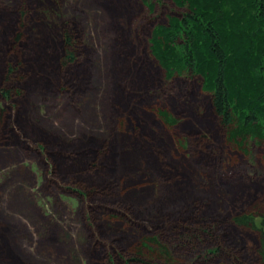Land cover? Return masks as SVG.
<instances>
[{
	"label": "rangeland",
	"instance_id": "rangeland-1",
	"mask_svg": "<svg viewBox=\"0 0 264 264\" xmlns=\"http://www.w3.org/2000/svg\"><path fill=\"white\" fill-rule=\"evenodd\" d=\"M105 1L0 0V42L6 45L12 60L21 62L22 76L28 81H37L42 62L48 61L44 55L40 58L37 54L51 47L46 39L37 41L35 37V30L42 25H55L64 32L67 29L77 40L78 52L91 50L88 53L91 57L90 80L84 91L76 92L70 85L62 90L59 82L55 91L49 92L39 86L37 89L29 87L24 97L17 98L13 92L8 98L2 92L5 79H0V264H106L100 250L101 242L112 241L104 233H99L102 232L100 224L93 217L91 208L93 198L80 195L77 190L87 187L74 185L70 177L59 172L56 153L61 147L58 143L51 145L50 141L69 142L82 136H92L98 138L94 141L101 147L106 139L121 138L119 122L124 120L123 129L134 136L132 140H126L127 144L136 146L141 142V136H146L150 129H161L160 122L149 111L150 106L156 107L165 102L167 96L173 93L187 95L190 87L193 96L189 99L198 109L190 111L182 104H173L179 123L174 129L163 131L166 137L163 136L169 138L164 141L168 148L167 163L161 158L163 163L160 164L163 175L158 174L155 167L152 168L156 171L155 181L160 196L170 197L184 190L191 192L188 201L199 202L196 204L205 209L201 218H206L196 222L189 220V226L193 227H206L210 223L206 216L210 207L233 215L264 205L263 150L252 144L247 155L226 144L224 128L198 81L187 78L182 82H170V85L161 80L164 82L162 85H152L156 95L150 106L144 104L149 111L146 114L142 109L137 111V107H132L124 94V89L136 91L145 87L147 90L150 85L145 86L146 82L139 72L136 73L135 66L124 63L121 71H114L116 43L121 45L124 41L133 59L141 53L145 54L144 57L147 56V61H150L148 65L152 64L150 70H156L145 45L150 29L156 23L165 21L168 7L163 5L165 2L160 4L158 0H148L153 2L150 7L142 0H112L107 7ZM45 4L49 5L45 11L46 24L38 18L39 9ZM17 8H21L22 14L6 13ZM127 26L129 32L121 33ZM47 28L45 31L49 32ZM19 32L21 39L16 41ZM52 44L53 48L48 50L57 57L62 45L57 44L56 47L55 43ZM7 61L10 62L9 59ZM4 65L5 60L0 59V74L6 69ZM116 75L122 79L119 80ZM41 86L45 87V83ZM157 94L163 95L162 98ZM31 126L34 131H30ZM125 146L117 145V149L122 150ZM120 150L114 151L113 158L119 162L115 167L117 170L109 173L112 176L124 173ZM146 168L139 171V179L141 174L150 171ZM169 183L175 191L169 189ZM186 197L184 194L182 199ZM189 203L185 202L184 208ZM176 216L174 219L177 220L184 217ZM218 219L224 222L222 217ZM137 220L153 230V223L140 216ZM158 223L164 225L163 221ZM221 227L213 234L219 241L229 240L230 231L223 225ZM240 234L244 238L250 236L252 244L256 245L252 233L241 230ZM96 240L102 241L95 243ZM228 243L229 247H235L232 242ZM196 256L198 254L194 260L190 258L192 261L183 264H213L212 261L217 260Z\"/></svg>",
	"mask_w": 264,
	"mask_h": 264
},
{
	"label": "trees",
	"instance_id": "trees-1",
	"mask_svg": "<svg viewBox=\"0 0 264 264\" xmlns=\"http://www.w3.org/2000/svg\"><path fill=\"white\" fill-rule=\"evenodd\" d=\"M111 1H105L107 7ZM147 1L142 0V3L146 2L152 7L153 2ZM158 1L168 6L165 21L156 23L150 29L145 45L156 70H150L152 64L148 65L150 61H147V56L144 57L145 54L141 53L137 59H133L123 41L121 45L116 43L114 71H121L124 65L136 67L135 71L143 77L145 86H150L147 90L145 87L136 91L124 89V94L133 104L132 107H137V111L142 109L143 114L152 112L160 122L161 129H150L146 136H141V142L136 146L127 144L126 140H132L134 136L123 129L124 120L119 122L121 138L106 139L101 147L95 144L94 140L98 138L92 136H82L69 142L51 140V145L58 143L61 147L56 153L61 163L58 161L56 167L65 177H70L74 185L83 184L87 187L85 190L76 189L80 195L93 198V217L98 220L102 232L98 231L112 241H95H102L100 250L106 264H183L192 261L190 258L194 260L197 254V258L217 259L212 261L213 264H264V205L233 215L223 214L219 208L210 207L206 215L210 223L206 227H193L189 226V220H204L205 217L201 216H204L205 209L196 204L199 202H192V199L188 201L191 192L184 190L170 197L160 196L155 169L163 175L160 164L162 160L167 163L168 148L164 141L169 139L165 138L163 131L172 130L179 123L173 112L176 104H182L190 111H197L198 107H194L189 99L193 96L191 87L187 95L173 93L155 108L150 106L156 95L151 86L162 85L164 82L161 80L168 83L182 82V79L187 78L198 81L219 124L224 128L226 144L247 155L250 154L251 145H257L263 150L264 164V0ZM166 1H169L168 4ZM48 7L45 4L38 11V18L44 23ZM173 9L177 11L172 12ZM6 13L22 14V10L17 8ZM46 26L51 32L45 31ZM46 26L35 30L37 41L46 39L48 46L50 44L53 48L52 43H55L56 47L57 44L62 47L57 57L49 52L51 47L44 52L36 51L38 57L44 55L48 60L40 63L43 66L37 74V81L30 82L22 76L21 62L12 60L6 45L0 42V59L5 60L6 66L0 79H5L2 92L8 98L13 92L17 98L24 97L26 90L37 89L38 86L49 92L55 91L59 82L62 90L69 85L76 92L87 88L91 74V57L88 53L91 50L78 52L77 40L67 29L64 32L55 25ZM127 28L121 33L129 32ZM20 39L19 32L15 40ZM140 42L143 43L142 40ZM43 83L45 87L41 86ZM161 94H157L159 98H162ZM144 104L150 106L149 111ZM34 130L31 126L30 131ZM117 145L126 146L120 150ZM116 150H120L124 172L118 177L109 174L118 167L119 161L113 158ZM146 167L150 171L144 173L146 175L141 174L142 178L139 179V171ZM168 186L170 190L173 189L172 183ZM189 187L192 190L190 182ZM184 194L187 197L182 199ZM185 202H190L186 208ZM84 215L87 216L86 211ZM176 215L184 217L177 220L174 219ZM138 216L153 223V230L139 223ZM220 216L223 223L219 222ZM161 221L164 225L158 223ZM222 225L230 231L229 240L219 241L213 234H216L217 228L222 229ZM241 230L252 233L256 245L252 244L250 236L242 237ZM228 241L234 244V249L229 247Z\"/></svg>",
	"mask_w": 264,
	"mask_h": 264
}]
</instances>
